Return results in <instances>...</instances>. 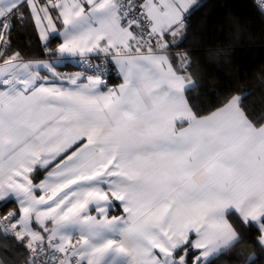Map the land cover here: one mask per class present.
<instances>
[{
	"label": "snow or ice",
	"instance_id": "snow-or-ice-1",
	"mask_svg": "<svg viewBox=\"0 0 264 264\" xmlns=\"http://www.w3.org/2000/svg\"><path fill=\"white\" fill-rule=\"evenodd\" d=\"M198 7L0 0V264H264V73L194 104Z\"/></svg>",
	"mask_w": 264,
	"mask_h": 264
},
{
	"label": "trees",
	"instance_id": "trees-1",
	"mask_svg": "<svg viewBox=\"0 0 264 264\" xmlns=\"http://www.w3.org/2000/svg\"><path fill=\"white\" fill-rule=\"evenodd\" d=\"M14 39L31 54L39 50L30 27L19 30ZM184 47L200 61L207 84L199 98L192 101L201 110L235 88L251 92L247 102L259 107L264 73V16L254 7L253 0H202L191 18ZM217 50L220 57L208 59V54ZM71 68L68 63V70Z\"/></svg>",
	"mask_w": 264,
	"mask_h": 264
},
{
	"label": "crops",
	"instance_id": "crops-1",
	"mask_svg": "<svg viewBox=\"0 0 264 264\" xmlns=\"http://www.w3.org/2000/svg\"><path fill=\"white\" fill-rule=\"evenodd\" d=\"M202 0H198V3H200ZM68 63L71 64V61L70 59L68 60ZM110 80L113 82V83H119L120 82V77L118 76V74L114 71V74H113V77H110ZM111 86V85H110Z\"/></svg>",
	"mask_w": 264,
	"mask_h": 264
},
{
	"label": "built area",
	"instance_id": "built-area-1",
	"mask_svg": "<svg viewBox=\"0 0 264 264\" xmlns=\"http://www.w3.org/2000/svg\"><path fill=\"white\" fill-rule=\"evenodd\" d=\"M110 74H114V71H113V72H111Z\"/></svg>",
	"mask_w": 264,
	"mask_h": 264
}]
</instances>
